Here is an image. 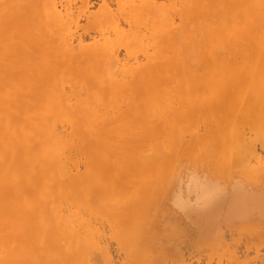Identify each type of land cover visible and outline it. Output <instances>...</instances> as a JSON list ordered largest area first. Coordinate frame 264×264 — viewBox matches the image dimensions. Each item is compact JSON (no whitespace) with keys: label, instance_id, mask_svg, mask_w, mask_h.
<instances>
[{"label":"bare ground","instance_id":"bare-ground-1","mask_svg":"<svg viewBox=\"0 0 264 264\" xmlns=\"http://www.w3.org/2000/svg\"><path fill=\"white\" fill-rule=\"evenodd\" d=\"M91 1L92 0H0V110H2L3 113H5L6 115H9L11 120L17 119L18 121L19 119H21V121L24 124H28L29 130L26 131L23 128L20 129L21 133L19 135L18 143H19V146L25 152H28L33 155L32 161L29 164L30 168L28 169L30 175L33 176L34 173L38 169H41L43 171L44 177H45V182H44L45 192H50V191L55 190L56 188H59V182H58L59 180L63 183H68V181L72 179L73 175L75 174L78 175V172L80 171L79 165H81V163L80 162H78L80 164L71 163L74 159L71 160L70 162L68 159L70 158V156H68L67 158L66 155L68 154H65L66 150L70 151L69 145H70V141L72 140L73 135H75L73 133L74 130H77V131L82 130L84 132L86 131L89 134V136L92 137V140L94 142L93 144H96L99 146H108L109 148H112V150L114 151H117L119 149V146L122 147V145L118 146L114 142H112V139L116 134H119L120 131L123 133L122 135L128 138V136L131 135L130 130H128L127 128H121L120 131H118V129L115 130V127L118 126L116 124L118 123L115 124L116 125L115 127L110 125L112 128H109L108 124L104 122L105 120H108V119L110 121L111 113H109V110L107 109L110 108L111 111H113L112 109L118 106V104L122 100V97L123 96L125 97L126 94L131 91V85H132L131 81L135 82V81L140 80L139 83L142 84L143 81L141 82V80L145 78L146 70L144 69V66H142V63L140 64L139 62L141 61L139 60L141 56L137 55L136 57L135 55V53L137 51H140L142 48L143 50L141 51L142 52L145 51L143 47L144 45H146L145 47L148 46L147 43L143 44L144 39H146L145 37H147V35H145L146 34L145 32H147V30L149 29L148 33L150 34V38L151 36L158 37L161 39V42L163 43L165 41H170L173 38V36H175L173 34L178 28V27H175L176 26L175 21L177 20L176 16L179 19H182L189 12H191L192 7H194V4H197L195 3L194 0H169V1H166V0L164 1L163 0H96L95 2H93L94 0L92 2ZM228 2H229V7L232 10V13L229 15V18L225 19L226 16L223 17L224 13L222 16L221 15L217 16L220 21L225 20L224 21L225 29H226L225 31H226V37H227L225 39H228L229 43L234 42V46L235 44L240 45V44H237L238 39L235 38V32L238 30L244 31V29L246 28V32L250 34V36H252L251 33L254 35L255 34L261 35L259 42H256V43L259 46L260 52L264 54V0H229ZM220 4L222 5V2ZM179 6H181L182 11L179 9V11L177 12V9L180 8ZM222 6L220 8H222ZM249 10H253L255 17H252V15L249 13ZM211 17L213 16L211 15ZM81 20L82 22L83 20L86 21L88 28L91 30V31L88 30V32L89 33L91 32V34H89L82 27V25H80ZM181 21L183 22V20ZM181 21L179 23H181ZM207 23L208 22H206L205 28H207V25H208ZM222 23H220V25ZM213 24L214 23H212V25ZM131 25H133V28L131 27ZM212 25H210V27H213ZM143 26L145 27L144 31L141 30ZM202 26H203V23H202ZM221 26L223 27L224 25H221ZM195 30L193 31V33L195 32ZM178 31H180V29ZM208 32H207V35L210 34L211 36L212 31L209 34ZM212 36H215V35H212ZM179 37H182V36H179ZM233 37L235 39H233ZM250 38L249 40H251ZM211 39L212 38H210V40ZM188 40L189 38L187 39V41ZM217 40L215 39V42L218 45L217 47H219L221 44V39H219L218 41ZM152 42H149V46ZM242 43H243V48H244V42L242 41ZM159 44H156V45L158 46ZM156 45H155L154 50L156 49L155 53L157 54L159 52H157L158 47ZM206 45H209V44H206ZM240 47L239 49H242ZM204 48L205 46H203V49ZM120 49L123 50L124 52L123 56L122 54L119 56ZM233 49H236V48H233ZM152 50H149V51H152ZM257 50H258V47H257ZM146 52L148 56L147 55L146 56L144 55V56L145 58L147 57L148 60H151L150 63L152 64V61L153 62L155 61V59L154 60L152 59V58H155L152 55L155 53L153 51L151 52L152 55H150L151 53L149 54L148 50ZM143 54H145V52H143ZM143 54L141 53L140 55H143ZM178 54L180 55L179 52ZM231 54H233V52ZM132 55L134 56H133V61L131 63L130 61L132 60L131 59ZM168 55L170 54L168 53ZM243 55H246V52ZM138 57L139 59H137ZM143 57L142 59H145ZM211 57H213L211 56V54L209 56L208 55L205 56L203 54L199 56V58L205 61L208 65L210 64L209 58ZM217 57L219 56L217 55ZM161 58H166V56L162 55ZM213 59L214 58H211V60ZM193 60L196 61L195 59ZM144 61L142 60L141 62H144ZM215 61L216 60H214V62ZM176 62H173V64ZM224 62H227V61H224ZM253 63L255 64V61ZM263 63H264V60H263ZM162 65L164 66L163 70L166 73H169V71L171 70L169 61H167L166 59H163ZM223 65L224 63H222L221 60L219 59L215 63V66L218 68H222ZM258 67H259V70H256L257 71L256 74L253 73V75L251 74L249 75L248 82L245 85L246 86L245 91L251 97V103L254 106L253 109L255 111V113L253 114L258 117L256 120L264 121V68L261 67L262 69H260V66ZM223 70H226L225 76H227L229 69L223 68L222 71H219V72L223 73ZM253 70H255L254 67H253ZM166 73L164 75H166ZM80 74L82 75V77L80 76ZM41 75H45V78L40 79L39 76ZM177 75H179L178 72L174 73V75L170 73L169 77L177 76ZM193 77H194V74H193ZM84 78H86L88 82H84ZM192 82H193L192 72L190 71L184 76V80H183V84H185L184 87L192 85ZM209 82H210L211 91H213V94L215 93L214 98L217 101H221V95L220 94L216 95V92L214 91V83H213L214 81L211 80ZM231 82H232L233 87H239L242 85L239 79H232ZM141 84H139V87L141 86L143 88H145V85H148L146 83L145 85L143 84L141 85ZM175 84H176V79H175ZM160 88L158 89L160 90ZM136 89L138 92L139 91L138 87ZM104 90H106V95H102ZM143 92H145V90ZM149 92L151 93V90H149ZM200 92H203V91H200ZM150 93L147 92L146 94L150 95ZM241 94L245 95L244 93L241 92L240 96ZM130 95H131V92H130ZM135 100H136V97H135ZM151 100H149L148 98L146 102H149ZM237 101H239V99ZM135 103L140 104L137 102ZM150 104L154 105L152 106L155 107L156 109L154 108L152 111L156 110V113L158 115H162V113L164 114L166 111H168V108H169L168 101L157 102V100L156 101L152 100L151 103H149V106H151ZM172 104L173 103H171V105ZM174 105H176L175 102H174ZM149 106L146 109H148ZM183 108L184 107H182V109ZM243 111H240L241 114L243 113ZM152 116L155 118V114H152L149 117H152ZM234 117L236 116H233L232 118ZM235 119H237V117L234 118V120ZM163 120L166 121L165 119ZM125 121H122L121 123H119V125L121 124L122 126V123ZM231 122H233V124L235 123V121H231ZM227 123H228V120H227ZM244 126L243 127L240 126L241 129L242 128L244 129ZM201 128H205V127H201ZM214 128L216 129L215 126ZM227 128L229 129L220 131L222 133L221 138L223 142V143H220V145L222 144L225 147L226 152L222 153L223 151L219 149L221 151L219 158L225 160L226 158L232 159L233 157H236L239 160V162L242 164L240 165L242 166V169L247 171L249 174H252L257 169L259 170L260 168L264 169V156L263 155L260 156V153H258L259 151L257 152L256 148L259 146L255 147L256 145L254 142H256V140L254 139V142H253L252 140H250V139H253L252 137L251 138L246 137L247 132H250L248 130L249 128L248 129L246 128L247 129L246 133H243L240 129L234 126L227 127ZM157 130H159V128ZM183 130L188 131L191 135H194L196 134L195 132L196 130H198V128L195 129V128H188V126H184ZM204 130L206 132V129ZM113 131H117V133L115 132L113 133ZM262 131H264V129L261 130L260 132ZM263 133L264 132H262V134ZM181 134L182 133L180 132V135ZM251 134H253V130L251 131L249 135ZM262 134L260 133L259 136L263 140L264 135ZM30 135L32 136L35 135V138H34L35 140H33V142L29 140ZM252 136L254 137L255 135L253 134ZM203 138L204 137H202V139ZM202 139L199 142H202ZM160 140L162 139L160 138ZM196 140H197V136H196ZM32 143H35L36 146L35 144L33 145ZM197 144H198V141H197ZM201 145L203 144L201 143ZM205 147H202V149L206 150ZM162 148L167 149L168 151L170 150L169 146H166V145L165 147H162ZM176 149H177V146H176ZM261 149H264L263 146ZM209 150L211 149L209 148ZM209 150L207 149L206 151L208 152ZM220 151H218V153ZM262 152L263 151H261V154ZM148 154H150V152H148ZM207 155L208 153L206 154V156ZM71 156H73V154ZM80 157L81 155L79 156V158L77 156L78 159L77 158L76 159L79 160ZM178 157L177 159L180 158ZM209 158H211V156ZM174 160L175 159L173 157V161ZM212 160H216V158H213ZM238 160L235 162H238ZM192 161L194 162V160ZM184 163H185V159H184ZM126 164L127 163L125 161H122L117 164L116 173L118 176L123 175V168L127 166ZM204 164H206V162ZM235 164L237 166V163ZM179 165L180 164L178 161L174 163V166L173 165L167 166V168L169 167L168 168L169 171L167 170L166 174L167 173L169 174V179L164 182V185L166 187L164 188V190L162 189L163 196L160 200V206L161 204L163 205L165 204L164 207L169 209L168 211L170 212L169 214L171 213L177 214L175 216H178L179 218L184 217L185 219L189 221V223H193L195 227L198 229V232H199L198 236L199 237L201 236L204 239H208L211 242L214 241L212 242L213 244L215 242H219V239L218 241H215V239L220 236L222 229L225 226L230 227V226L238 224L244 227L248 225L251 226L250 224L256 222L257 226H261L260 227V229L262 228L261 232L262 231L264 232V187L262 186L261 187H257V186L251 187L249 184L245 186L244 185L245 183L242 182L241 180H243L246 177L244 178L242 177L243 179L238 178V180L240 181H238L237 183L233 182L231 187L225 186L226 184L221 183L217 179L209 180V177L206 176L205 178L203 174H201L202 177H200L199 174H195V171H193L194 173L192 172L184 177L183 176L184 173H182V171L181 172L178 171L180 167L182 168V166H179ZM230 165L232 166V163ZM0 166H3V159L2 161L0 160ZM14 166L15 165L13 163L9 165L10 170L13 169ZM82 166H83V162H82ZM208 167H209V164H208ZM212 167H214V165ZM190 168L194 169L193 167H190ZM19 170H21V168L17 166V171ZM87 170H88V167L84 173H86ZM187 171H190V170L187 169ZM187 171H183V172H187ZM260 171L258 172V174H260ZM88 173H90V171L87 172V174ZM0 174H1L0 175V191L11 190V192L15 196L20 197V194L22 193L21 188L16 189L15 187L10 186L8 182V178L5 176L7 174H2V173ZM183 177L185 178V180H183ZM19 178L20 176L18 177V180ZM87 178L88 177L85 174L83 176V179L87 180ZM255 179H256V183H259L257 180V177ZM258 179H260V177H258ZM259 184L262 185V183H259ZM18 185L19 184H17V186ZM61 188H59L58 190H60ZM40 189L42 190V188H36L33 190V192L38 193ZM64 190H65L64 194L66 195L68 190L66 189ZM60 191L63 192V189ZM85 193L88 194L87 191ZM59 195L61 196V193H59ZM68 195H67V198H68ZM86 197H88V195H86L85 198ZM109 197H112L110 193H109L108 198ZM65 198H63L64 201L66 200ZM104 198L101 199L102 201H99L100 199L98 201L101 204H103L106 201V200L104 201ZM3 199H7V198H3ZM68 201L71 202V199ZM62 202L63 201H61L60 199V204H57V205L52 204L51 206H47L45 208L41 207L40 202L29 203L25 205L24 208L28 209L27 212L31 215L32 214L37 215L41 212H44V211L46 212L49 210V212L51 213L55 221L54 228H56L57 232L61 233L60 234L61 236L63 233L65 234V241H67V244L69 246L67 248L73 247V243L75 245L78 244V246L74 247V251H76L75 248H78L79 246L82 248L83 256L81 255V257H84V261L86 262V264H95L93 263L92 260H94V257L96 256L97 257L102 256L101 260H105V259L109 260L111 253H109V248H107L106 244L104 243V241H107L105 240L107 238L104 237L106 232L103 231L105 228L104 229L102 228L103 233L105 232L103 236L104 238H103L101 235H99L100 232L98 231L97 226H96L97 227L96 229L94 225L95 222L91 221L90 218L87 221L85 220L86 215H87L85 214L87 213L86 208H82L81 206L80 208L82 210L80 208L78 209L76 208L77 210H80L81 212L85 211L83 212L84 214H81V212L76 213L77 210L67 211L73 206L72 203H71V206L69 204L70 202L67 203L68 207L66 208L67 205H65V202H64L65 206L63 207H65L66 209L65 208L63 209V207H61ZM84 206L86 207V205ZM72 209L74 210V207H72ZM65 211H67V213H65ZM88 211L89 213L91 212L90 210ZM79 214L83 215L82 217H84L85 215L84 217L85 219L82 218ZM161 214H162V210H161ZM175 216L173 215V218H175ZM95 217L96 216H94V219H95L94 221L98 219L99 221H96V222L100 224L102 221H104L102 220L100 222L101 219L98 218L99 216L96 217L97 219ZM148 217L149 216L147 215V218ZM114 219L115 218H113V220ZM176 219L179 220L178 218ZM109 221H111V219ZM166 221H169V220L166 219ZM112 222L114 223V221ZM175 223H176V220H175ZM168 224L166 223V225ZM96 225L98 224L96 223ZM103 225L104 224H102V226ZM115 225H116V221H115ZM43 227H45V225ZM111 227L112 226H110V228ZM116 227L117 229L118 227L120 229V225ZM26 228L31 233L32 232L34 233L36 231L35 225L29 224V225L22 226L19 222H15L12 224V223L7 222V219L5 217H0V254L1 256L3 255L4 257L2 261L0 260V264H12V263L18 264L21 262L22 263L26 262L27 260L31 261L30 258L33 252L24 251L23 244L17 243V239H19L21 235L26 234L25 232H22ZM99 230L101 229L99 228ZM116 232L118 233L119 231H116ZM60 235H58L59 237L57 238H60ZM115 235L118 236V234H115ZM114 237L116 238V236ZM57 240L59 241V239ZM118 242L120 243V241ZM67 244L65 245V248ZM119 246L122 247V243L119 244ZM68 250L69 249H67V251ZM70 251L71 250H69L68 252ZM259 252L260 250L258 249L254 252L255 255L251 259V262H253V264H264V253L259 254ZM242 254H244V252ZM245 255H242V256H245ZM237 257L240 258L239 256ZM79 259L81 261V258ZM32 261H34V259ZM191 261H192L191 257L190 258L186 257V259L184 258L179 263L177 262V264H194ZM112 262H114L113 259H112ZM112 262H110V264H112ZM174 262L175 261H173V263ZM212 262L215 264L214 261ZM165 264H167V262H165ZM206 264H209V263H206Z\"/></svg>","mask_w":264,"mask_h":264},{"label":"rangeland","instance_id":"rangeland-1","mask_svg":"<svg viewBox=\"0 0 264 264\" xmlns=\"http://www.w3.org/2000/svg\"><path fill=\"white\" fill-rule=\"evenodd\" d=\"M95 1L96 0H94L93 2ZM166 1H169V0H166ZM194 1L197 4H194V7H192L191 12H189L182 19H179L176 16L177 18V20L175 19L176 26L175 25L174 26L178 27L180 31H178L179 29L177 28L175 31L176 33L174 32L173 34L175 36H173V38L170 41H165L163 43L161 42V39L158 37L151 36L150 38V34L148 33L149 29L147 30V32H145L146 33L145 35H147L148 38L145 37L146 39H144L143 44L147 43L148 46L147 47H145L146 45L143 46L145 50L143 52H145V54H143V52L141 51L143 50V48L140 51H137L140 54L142 53L143 55H140L137 52H136L137 54L135 53L136 57L137 55L141 56L140 59L139 57L137 59L141 61L142 60L146 61L147 57L145 58V56L146 55L148 56V54H146L147 53L146 51L148 50L149 54L153 51L155 53L156 51V49L154 50L155 45L161 43L158 46L156 45L158 47L157 52L159 53L157 54L155 53L153 55L152 53L150 54L153 57H155V58H152L153 60L155 59L154 62L152 61V64L150 63L151 60H148V59L146 63L145 61L144 62L139 61L140 64L142 63V66H144V69L146 70L145 78L141 80V82L143 81L142 82L143 85H145V83L148 85H145V88H143L141 86L139 87V84H141L139 83L140 80L135 81V82L131 81V84H132L131 91H130L131 95H130V92H128L125 97L123 96L118 106L112 109L113 111H111L110 108L107 109L109 110V113H111L110 121L108 119V120H105L104 123H107L109 128H112L111 126L115 127L116 125H118L117 127H115V130L118 129V131H120L121 128H127L131 132V135H129L128 138L122 135L123 133L121 131L119 132V134H116L117 136L115 135L113 137L112 142H114L118 146L122 145V147L119 146V149L117 151H114L112 150V148H109L108 146H99V145L93 144L94 142L92 140V137H90L86 131L85 132L82 130L73 131L75 135H73L72 140L70 141V145H69L70 151L66 150L65 154H68L66 155L67 158L68 156H70V158H68L70 162L71 160L74 159L71 163L80 162L81 165H79L80 171L78 172V175L77 174L73 175L72 179L68 181V183H63L58 179L59 188L63 186L60 189V190L63 189V192L58 190L59 188H56L55 190L50 191V192H45L44 190L45 177L41 169H38L34 173L33 176L30 175L28 169L30 168L29 164L32 161L33 155L28 152H25L19 146V143H18L19 135L21 133L20 129L23 128L27 131L29 130V126L28 124H24L21 121V119H19L18 121L17 119L11 120L9 115H6L5 113H3L2 110H0V160L2 161L3 159V166H0V173L7 174L5 176L8 178V182L10 186L15 187L16 189L21 188L22 190L20 197L15 196L11 192V190L0 191V207H1L0 217H5L7 219V222L12 223V224L15 222H19L22 226L32 224V225H35V229H36L34 233L33 232L31 233L26 228L24 231H22V232H25L26 234L21 235L20 238L17 239V243L23 244L24 251L33 252L30 258L31 261L27 260L26 262H23V263L21 262L18 264H58V263L63 264V262L64 264H86V262L84 261V257H81L82 248L79 246L78 248H75L76 251H74V247L78 246V244L75 245L73 243V247L67 248L69 246L67 244V241H65V234L63 233L61 236L60 235L61 233L56 231V228H54L55 221L51 213L49 212V210L46 212L45 211L41 212L37 215H34V214L31 215L27 212L28 209L24 208V206L29 203H37V202H40L41 207L45 208L47 206H51L52 204L54 205L60 204V199L61 201H63L61 203L62 206L59 205L61 207L67 205V203L70 202L68 200L71 199V202L69 204L71 206V203H72L73 205L72 207H74V210L71 207L67 211L69 210L75 211L78 208H80V206L82 208H86V212H87L85 213L87 214L86 219L84 218L85 215L84 217H82L83 215H81V214H84L83 212L85 211L81 212L80 210H77L76 213L81 212V214L79 215L82 218H84L86 221L89 220L90 218L91 221L95 222V224L94 223L93 224L95 225V227L96 226L98 227V231L100 232L98 233L102 237L104 236L106 232L104 237L107 238L105 239L107 241H104V243L106 244L107 248H109V253H111L110 258H109V260L111 261L106 260V259L101 260L102 256L101 257L96 256L94 257V260H92L93 263L95 264H105L106 262H108L106 264H110V262H112V259L114 261L112 262V264H121V263L123 264H162V263L165 264V262H167L168 264L171 261H172L171 262L172 264H177V262L179 263L184 258L186 259V257L188 258L191 257V260H192L191 262H193L194 264H206V263L212 264L213 263L212 261H214L215 264H220V263L221 264H253V262H251V259L255 255L254 252L258 249L260 250L259 254L264 253V232L263 231L261 232L262 228L260 229L261 226H257L256 222L250 224L251 226L249 225L244 226L245 228L242 225H238V224L230 226V227L229 226L223 227L220 236L215 239V241H218L219 239V242H215L213 244L212 242L214 241L211 242L208 239H204L201 236L200 237L198 236L199 235L198 229L195 227L193 223H189V221L185 219L184 217L183 218L180 217L181 218L180 219L178 216H175L177 214H173V213L169 214L170 213L168 212L169 209L164 207L165 204L164 205L161 204L160 206V200L163 196V190L166 187L164 185V182L169 179V174L168 173L166 174L167 170L169 171L168 169L169 167L167 168V166L168 165L174 166V163L178 161L180 164L179 166H182V168L180 167L178 171L180 172L182 171V173H184L183 174L184 177L192 173L193 171H195V174H199L200 177H202L201 174H203L205 178L207 176L209 177V180L217 179L221 183L226 184L225 186H228V187H231L233 182L237 183L238 181H240L238 180V178L243 179L244 177H246L243 180H241L242 182L245 183L244 184L245 186L249 184L251 187H256V186L264 187V179H263L264 169L260 168V170L262 171L257 169L252 174H249L247 171L242 169V166H240L242 164L239 162V160L236 157H233L232 159L226 158L225 160L219 158L221 151H223L222 153L226 152L225 147L222 144L220 145V143H223L222 138H221L222 133L220 131L227 130L229 129L227 127H231V126L232 127L234 126L240 129L243 133H246L247 129L249 128L248 130L250 132H247L246 137H249V138L252 137L253 139H250V140H252L253 142H254V139L256 140V142H254L256 145L255 147L257 146L260 147V148L257 147L259 149L256 148V150L257 152L259 151L258 153H260V156L261 155L264 156V149H261L262 146L264 148V145H263L264 139L262 140V138H260L259 136L260 133L262 134V132H264V131L260 132L261 130L264 129V121L256 120L258 117L253 114L255 113V111L253 109L254 106L251 103V97L245 91V87H246L245 85L248 82L249 75L250 74L253 75V73L256 74L257 73L256 70H259L258 66H260V69L264 68V63H263L264 54L260 52L259 46L256 43V42H259L261 35L260 34L254 35L251 33L252 36H250V34L246 32V28L244 29V31L238 30L235 32V38L238 39L237 44H240L241 47L240 45H236V44L234 46V42L229 43V40L225 39L227 38L226 31H225L226 30L225 22H224L225 20L220 21L219 18L217 17L218 15L222 16L224 13L223 17L226 16L225 19L229 18V15L232 13V10L229 7V2H228L229 0H203V1L194 0ZM221 2L223 6L220 4ZM221 6L222 8H220ZM179 7L180 8L177 9V12L179 11V9L182 11L181 6ZM249 13L252 15V17H255L253 10H249ZM211 15L213 17H211ZM210 18H212L213 20ZM181 20H183V22ZM180 21L181 23H179ZM201 21L203 23V26H202ZM205 21L208 22L207 28H205L206 26ZM83 22L81 20L80 25H82V27L87 32L88 30L91 31L88 28L86 21L83 20ZM212 23L214 24L212 25ZM220 23H222L221 25H224V26L222 27ZM210 25H212L213 27H210ZM131 27L133 28V25H131ZM144 28L145 27L143 26L142 29L141 28L140 29L144 31ZM194 30L195 32L193 33ZM211 31L213 34L211 33ZM207 32L208 34L211 33V36L210 34L207 35ZM89 34H91V32ZM212 35H215V36H212ZM179 36H182V37H179ZM245 36H247L248 39ZM214 37L216 40L221 39V44H222V45L220 44L221 47L220 46L217 47L218 45L216 44ZM188 38L189 40L187 41ZM210 38L212 39L210 40ZM235 38L233 37V39ZM249 38L253 41L249 40ZM241 40L244 42V48H243V43ZM149 42H152L153 44L151 43L149 46ZM206 44H209V45H206ZM203 46H205L204 49H203ZM232 47L236 49H233ZM239 47L242 49H239ZM257 47H258V50H257ZM149 50H152V51H149ZM208 51L211 54V56H213L211 58H214L213 60L209 58L210 59L209 65L205 61L199 58V56L202 54L205 56L207 55L209 56L210 54L208 53ZM119 52H120L119 56L121 54L123 56L124 54L123 50L120 49ZM178 52L180 53V55L178 54ZM232 52L233 54H231ZM245 52H246V55H243L245 54ZM168 53L170 55H168ZM181 54L183 57L181 56ZM162 55H165L166 58H161ZM217 55L219 57H217ZM133 56L134 55H132L131 57L132 59L130 61L131 63L133 61ZM235 56L238 59H236ZM142 57L145 59H142ZM163 59H166L167 61H169V65L171 69L169 73H166L163 70L164 68V66L162 65ZM193 59H195L196 61H194ZM218 59L221 60L222 63H224L222 68H218L215 66V63L218 61ZM214 60L216 61L214 62ZM172 61L173 62L177 61V62L173 64ZM212 61L214 64L212 63ZM224 61H227V62H224ZM254 61H255V64L253 63ZM256 63H258L259 65ZM253 67L255 70H253ZM223 68L229 69L227 76H225L226 70H223V73L219 72V71H222ZM190 71L192 72V78H193L192 85L184 87L185 86V84H183L184 76ZM176 72H178L179 75L169 77L170 73L174 75V73ZM165 73L166 75H164ZM193 74H194V77H193ZM80 76L82 77L81 74ZM39 78L44 79L45 75H41L39 76ZM175 79H176V84H175ZM232 79H239L242 85L239 87H233L232 82H231ZM211 80L214 81L213 82L214 91L216 92V95L217 94L221 95V101H217L214 98L215 93L213 94V91H211L210 89L209 81ZM84 82H88V80L84 78ZM137 87H138L139 93L137 92V89H136ZM155 87L157 88V90ZM158 88H160V90ZM144 90L145 92H143ZM149 90H151V93L149 92ZM146 91L150 93V95H147ZM200 91H203L204 93ZM241 92L244 93L245 95L241 94L240 96ZM102 95H106V90L103 91ZM142 96L144 99L142 98ZM135 97H136V100H135ZM148 98L149 100L153 98L152 100L153 101L157 100V102L168 101L169 103L168 111H166L164 114L162 113V115H158L156 113V110L152 111L155 108L153 107L154 105L152 104L153 105L152 106L150 104L152 107L149 106V103H151L152 100L149 102H146ZM238 99L240 102L237 101ZM135 102L140 103V104H136ZM174 102L176 103V105L177 104L178 105L177 106L174 105ZM171 103L173 104L171 105ZM148 106L149 108L146 109ZM119 107L120 109L122 108L123 109L120 110ZM182 107L184 108L182 109ZM240 111H243V113L241 114ZM152 114H155V118L153 116L149 117ZM233 116H236L237 119L234 120V118L236 117L232 118ZM163 119H165L166 121H164ZM227 120L229 124L227 123ZM122 121H125V122H123L121 126V124L119 125V123H121ZM231 121H235V123L233 124V122ZM4 123L6 124V126ZM184 126H188V128H195V129L198 128V130H196L195 132L196 134L191 135L188 131L183 130ZM200 126L205 127V128H201ZM214 126L216 127V129L214 128ZM240 126L241 127L244 126V129L243 128L241 129ZM158 128L159 130H157ZM204 129H206V132ZM250 129L253 130V134L255 135L254 136L255 138L252 136L253 134L249 135L252 131ZM114 132L117 133V131H113V133ZM180 132L182 133L181 135L184 134L183 135L184 137L180 135ZM195 135L197 136V140H196ZM262 135H264V133ZM201 136L204 137L203 138L204 140L202 139ZM34 138H35V135L33 136L30 135L29 140L33 142V140H35ZM160 138L162 140H160ZM78 139H80L81 141ZM201 139H202V142H199ZM197 141H198V144H197ZM201 143L203 145H201ZM32 144L34 145L35 143H32ZM165 145L169 146V149H170L169 151L167 149L162 148V147H165ZM75 146H77L78 148ZM176 146H177V149H176ZM197 146L200 148H198ZM201 146L205 147L206 150L207 149L209 150V148L211 150L207 152L206 150L202 149ZM214 148L217 150H215ZM185 149H187L188 151ZM102 151L105 153H103ZM218 151L220 152L218 153ZM261 151H263L262 154H261ZM148 152H150V154H148ZM197 152L199 153V155ZM207 153L208 155L206 156ZM72 154L73 156H71ZM79 154L81 155L80 157L81 160L79 159L80 161L77 160L80 156ZM84 156L87 158H85ZM210 156L211 158H209ZM173 157L175 159L174 160L175 162L173 161ZM177 157L179 159H177ZM213 158H216V160H212ZM184 159H185V163H184ZM192 160H194V162ZM237 160L239 163L235 162ZM122 161H125L127 163L126 164L127 166L123 168V175L118 176L116 173V166L118 163ZM227 161L229 162V164ZM82 162H83L84 167L82 166ZM171 162L172 163L174 162V163L172 164ZM205 162L206 164H204ZM12 163L15 166L13 169L10 170L9 165H11ZM231 163H232V166L230 165ZM235 163H237V166ZM208 164H209V167H208ZM213 165L214 167H212ZM220 165L222 166V168ZM17 166H19L21 170L17 171ZM87 167H88V170L90 171V173L88 174H87V172H89L88 170L86 173H84ZM190 167H193L194 169ZM187 169L190 170L191 172L187 171ZM183 171H187L188 173L183 172ZM259 171H260V174H258ZM85 174L88 177L87 180L83 179V176ZM255 175L257 177L258 182L262 183V185H260L259 183H256ZM19 176L20 178L18 180ZM184 177H183V180H185ZM258 177H260V179H258ZM17 184L19 185L17 186ZM36 188H42V190L40 189L38 193H34L33 190ZM110 188L111 189L113 188V189L111 190ZM64 189L68 190L66 195L64 194V191H65ZM86 191L88 194L85 193ZM59 193H61V196L59 195ZM109 193L111 194L112 197L108 198ZM67 195H68V198H67ZM86 195H88V197H86L87 199L85 198ZM62 197L63 198L66 197L65 198L66 200L64 201ZM3 198H7V199H3ZM103 198H104V201L105 200L106 201L105 202L103 201L104 203L102 202L103 204H101L99 201H102L101 199ZM64 202H65V205H64ZM84 205H86V207ZM67 207L68 205L66 206V208ZM64 208L65 207H63V209ZM88 210H90L91 212L89 213ZM161 210H162V214H161ZM67 211H65V213H67ZM100 214L103 216H101ZM147 215L149 216L148 218H147ZM173 215L175 216V218H173ZM94 216L96 217L99 216L98 218L101 219L100 222L102 220L104 221H102L100 224L96 222V221H99L96 217L95 218L97 220L94 221L95 220ZM113 218L115 219L113 220ZM176 218H178L179 220H177ZM110 219L111 221H109ZM166 219H168L169 221H166ZM174 219L176 220L177 224L175 223ZM112 221H114V223ZM115 221H116V225H115ZM96 223L98 225L100 224L99 225L100 227L96 225ZM166 223L167 224L169 223V224L166 225ZM102 224L104 225L106 224L105 227L104 225L102 226ZM117 224L120 225V229L118 227L119 230L116 227L118 226ZM44 225L45 227H43ZM110 226L112 227L110 228ZM99 228L101 230H99ZM102 228L103 229L105 228V229L103 230ZM102 230L105 232L103 233ZM116 231H119V232L117 233ZM115 234H118V236ZM58 235H60L61 239L57 238L59 237ZM114 236H116V238ZM57 239H59V241ZM118 241H120V243ZM121 243H122V247L119 246V244ZM66 244L67 246L65 248ZM67 249L71 251L68 252L69 250L67 251ZM225 252L226 253L228 252V253L226 254ZM243 252L244 254H242ZM67 254H69L70 256ZM242 255H245V256H242ZM237 256H239L240 258H238ZM32 257L34 261H32L33 260ZM79 258H81V261L83 262H81ZM96 258H98L99 260ZM3 259H4L3 255L1 256L0 254V260L2 261ZM173 261L175 262L173 263Z\"/></svg>","mask_w":264,"mask_h":264}]
</instances>
